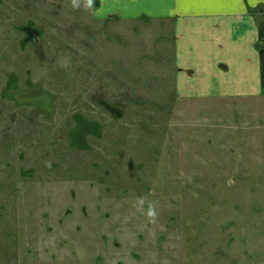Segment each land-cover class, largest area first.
Segmentation results:
<instances>
[{
  "label": "rangeland",
  "instance_id": "1",
  "mask_svg": "<svg viewBox=\"0 0 264 264\" xmlns=\"http://www.w3.org/2000/svg\"><path fill=\"white\" fill-rule=\"evenodd\" d=\"M99 2L0 0V264H264V94L179 100Z\"/></svg>",
  "mask_w": 264,
  "mask_h": 264
},
{
  "label": "crops",
  "instance_id": "2",
  "mask_svg": "<svg viewBox=\"0 0 264 264\" xmlns=\"http://www.w3.org/2000/svg\"><path fill=\"white\" fill-rule=\"evenodd\" d=\"M98 13L170 23L179 100L264 94V0H100Z\"/></svg>",
  "mask_w": 264,
  "mask_h": 264
}]
</instances>
